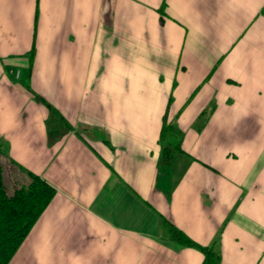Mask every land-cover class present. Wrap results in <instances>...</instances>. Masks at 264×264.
I'll use <instances>...</instances> for the list:
<instances>
[{
  "label": "crops",
  "instance_id": "obj_1",
  "mask_svg": "<svg viewBox=\"0 0 264 264\" xmlns=\"http://www.w3.org/2000/svg\"><path fill=\"white\" fill-rule=\"evenodd\" d=\"M0 165L8 264H264V0H0Z\"/></svg>",
  "mask_w": 264,
  "mask_h": 264
},
{
  "label": "trees",
  "instance_id": "obj_2",
  "mask_svg": "<svg viewBox=\"0 0 264 264\" xmlns=\"http://www.w3.org/2000/svg\"><path fill=\"white\" fill-rule=\"evenodd\" d=\"M56 116V112H52ZM174 124L162 125L159 143L163 154L180 151ZM0 165V264H8L30 229L45 210L55 190L41 177L28 174L29 182L8 191L2 179ZM172 242L185 247H195L182 232L167 222H162ZM204 264H219V257L211 250L200 248Z\"/></svg>",
  "mask_w": 264,
  "mask_h": 264
}]
</instances>
